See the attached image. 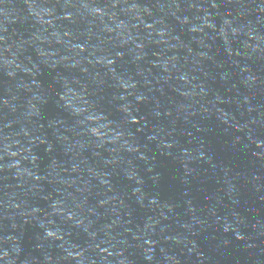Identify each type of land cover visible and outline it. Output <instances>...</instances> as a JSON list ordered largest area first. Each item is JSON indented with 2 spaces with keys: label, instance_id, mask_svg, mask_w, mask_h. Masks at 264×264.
<instances>
[{
  "label": "water",
  "instance_id": "obj_1",
  "mask_svg": "<svg viewBox=\"0 0 264 264\" xmlns=\"http://www.w3.org/2000/svg\"><path fill=\"white\" fill-rule=\"evenodd\" d=\"M0 264H264V0H0Z\"/></svg>",
  "mask_w": 264,
  "mask_h": 264
}]
</instances>
